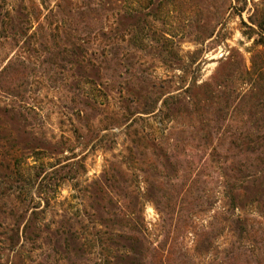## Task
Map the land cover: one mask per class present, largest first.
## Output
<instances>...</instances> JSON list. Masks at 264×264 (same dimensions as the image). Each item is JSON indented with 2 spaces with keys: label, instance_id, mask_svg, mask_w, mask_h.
I'll return each mask as SVG.
<instances>
[{
  "label": "rangeland",
  "instance_id": "1",
  "mask_svg": "<svg viewBox=\"0 0 264 264\" xmlns=\"http://www.w3.org/2000/svg\"><path fill=\"white\" fill-rule=\"evenodd\" d=\"M261 1L145 3L149 6L146 12H151L148 24H142L124 47L142 65L143 76L137 79L110 81L101 73L102 79H92L94 82L90 84L87 67L36 65L29 77L27 97L38 116L35 120L33 115L27 116V133L18 136V141L34 143L37 138L36 145L43 150L29 156L32 152L23 153L9 139H3L8 134L0 135L3 139L0 141V240L4 228L17 222L32 194L45 199L46 192L41 196L38 189L44 177L64 165L73 166L76 161L84 168L79 169L76 179L62 182L59 175L53 180V204L45 215V223L51 225V233L62 229L65 238L43 234L36 244L24 243L21 257L8 250L1 252L0 248V264H126L119 258L129 253L126 249L133 237L132 230L139 233L147 247L164 244L170 264H220L231 245H238L239 233L226 222L232 211L224 198L217 165L207 162L192 172L182 164L178 172L174 171L165 158L154 155L153 144L175 155L190 149L196 140L192 141L187 132L195 121L186 111L172 115L162 109V101L152 114H142L140 104L152 92L148 87L154 81H167L161 93L169 94L179 93L181 87L190 86L194 79L200 85L209 82L232 51H239L250 65L254 39L243 35L247 29L242 23L249 24L255 5ZM21 4L22 0H0V69L17 56V48H12L4 36L9 33V12L13 7L18 10ZM91 47L94 49L95 45L90 44ZM236 87L243 93L250 89L239 84ZM0 99L9 103L4 97ZM237 119L240 123L241 119ZM20 158L21 171L15 161ZM239 159L245 162L246 157ZM78 167L67 169L76 171ZM108 176H113L115 181L105 182ZM163 178L171 186L157 193L155 180ZM186 181L191 187L182 193L172 187ZM99 188L114 197L128 193L135 200L131 206L136 210L134 219L139 225L134 221L125 230L114 226L106 213L97 211L93 193ZM161 194L173 200L170 217L162 214L163 207L159 206V210L154 202ZM236 213L254 218L264 227V218L256 209L246 206ZM100 221L108 222L109 226L97 225ZM70 234L76 241L70 239ZM257 241L256 250L252 249L242 264H264V237L259 236Z\"/></svg>",
  "mask_w": 264,
  "mask_h": 264
},
{
  "label": "trees",
  "instance_id": "2",
  "mask_svg": "<svg viewBox=\"0 0 264 264\" xmlns=\"http://www.w3.org/2000/svg\"><path fill=\"white\" fill-rule=\"evenodd\" d=\"M153 1L22 0L18 10L13 7L8 14L9 33L4 38H7L12 48H17V56L0 69V98L4 97L9 102L3 103L0 99V135L8 134L3 139H9L13 147H18L23 153L32 152L29 156L43 150V147L36 145L37 138H34V143L18 141V136L23 137L27 133V116L33 115L34 120L38 116L35 106L29 103L27 97L29 77L36 65L87 67L90 69V84L94 82L92 79L101 80V73L110 81L143 76L140 61L124 47L133 40L142 24L147 26L151 12H146L149 6H145V3ZM248 20L249 24L244 21L242 24L247 29L243 35L249 40L254 39L250 65H247L239 51H232L209 82L200 85L194 79L190 86L181 87L179 93L169 94L161 93L167 81H154L148 87L152 92L147 93L140 104L142 114H152L162 101V109L172 115L177 111H186L195 121H192V129L187 133L192 136V141L196 140V145L176 155L165 153L159 144H153L152 150L154 155L165 158L176 172L182 164L186 170L196 172L207 162L216 163L224 198L232 211L226 222L235 233H239L238 245H231V250L221 258L220 264H242L243 260L249 258L252 249L256 250L258 237H264V232L260 233V228L264 231L261 223L236 213L249 206L264 218V0L255 5ZM90 44H94L95 48L89 49ZM237 84L249 86L250 89L243 93L237 89ZM129 95L132 94L129 92ZM237 118L241 119L240 123H237ZM3 139L0 138V141ZM243 155L246 157L245 162L239 159ZM20 160L15 159L19 171L23 167ZM72 165H64L41 180L38 189L41 196L46 192L45 199L34 193L29 197V203H24L25 210L19 214L17 222L5 227L1 234V252L8 250L16 257H21L20 250L24 243L36 244L43 234L65 238L62 229L51 233L52 227L45 223V215L53 204V180L55 182L59 175L62 182L76 179L79 169L84 168L80 161ZM76 166H80L76 171L72 170L74 168L67 169ZM71 174L74 178H71ZM108 181L113 182L115 179L108 176L105 182ZM155 182L159 189L157 193L167 191L171 186L165 182V178L156 179ZM187 182L172 187L179 188L182 193L186 187H191ZM93 194L97 211L106 213L114 226L126 230L134 225V221L137 223L134 219L136 210L131 206L135 200L128 193L114 197L99 188ZM36 197L39 199L37 202ZM154 202L158 209L163 207L162 214L171 216L172 199L161 194L155 197ZM96 224L106 228L109 226L108 222ZM132 231L133 237L127 242L129 246L126 249L129 253L119 258L121 262L170 264L164 244L158 248L147 247L139 233ZM4 236L7 237L4 239ZM70 239L76 241L71 234Z\"/></svg>",
  "mask_w": 264,
  "mask_h": 264
}]
</instances>
